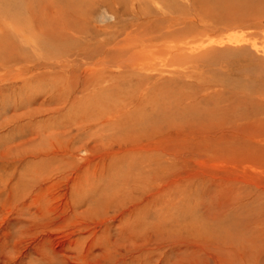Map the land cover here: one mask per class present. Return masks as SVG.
I'll list each match as a JSON object with an SVG mask.
<instances>
[{
    "label": "rangeland",
    "instance_id": "rangeland-1",
    "mask_svg": "<svg viewBox=\"0 0 264 264\" xmlns=\"http://www.w3.org/2000/svg\"><path fill=\"white\" fill-rule=\"evenodd\" d=\"M233 256L264 264V0H0V264Z\"/></svg>",
    "mask_w": 264,
    "mask_h": 264
},
{
    "label": "bare ground",
    "instance_id": "bare-ground-1",
    "mask_svg": "<svg viewBox=\"0 0 264 264\" xmlns=\"http://www.w3.org/2000/svg\"><path fill=\"white\" fill-rule=\"evenodd\" d=\"M263 98V97H262ZM255 246V245H254ZM256 248V247H255ZM251 250V249H250ZM254 251V250H253ZM249 252V251H248ZM236 253V252H235ZM221 254V253H220ZM237 254V253H236ZM253 255V254H252ZM223 256V255H222ZM225 258H226V256H224ZM228 257V256H227ZM234 257V256H233ZM252 257V256H251ZM255 257V256H254ZM227 260V259H226ZM226 260H224V259H217L216 260V264H251V262H249L248 263V259H242L241 258V260H240V257H239V259L238 258H233V259H231V262H229V261H226ZM252 261V260H251ZM254 262V261H253ZM254 263H256V262H254ZM253 263V264H254Z\"/></svg>",
    "mask_w": 264,
    "mask_h": 264
}]
</instances>
